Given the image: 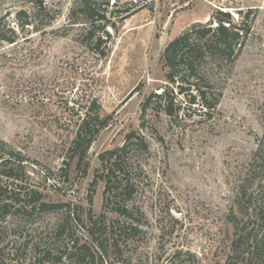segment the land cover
<instances>
[{
	"label": "rangeland",
	"instance_id": "rangeland-1",
	"mask_svg": "<svg viewBox=\"0 0 264 264\" xmlns=\"http://www.w3.org/2000/svg\"><path fill=\"white\" fill-rule=\"evenodd\" d=\"M42 1L40 10L0 0V26L18 35L0 43V139L24 158L23 181L14 183L58 208L0 221V264H76L67 257L73 246L86 252L81 264H242L255 254L264 264V0ZM85 1L105 27L88 23ZM21 10L31 26H19ZM217 10L251 21V32L226 64L221 92H211L219 96L211 116L186 105V92L177 118L144 112L146 98L166 85V46ZM96 112L106 123L79 163L70 144L84 114ZM131 131L149 145L133 199L139 232L114 238L116 251L106 233L98 251L87 216L118 219L102 209L98 156Z\"/></svg>",
	"mask_w": 264,
	"mask_h": 264
},
{
	"label": "trees",
	"instance_id": "trees-1",
	"mask_svg": "<svg viewBox=\"0 0 264 264\" xmlns=\"http://www.w3.org/2000/svg\"><path fill=\"white\" fill-rule=\"evenodd\" d=\"M29 2L35 4L34 7H39L40 10L44 8L42 0H29ZM81 6L88 23L92 24V21L97 19L102 27L107 25L108 20L105 16H96L86 1ZM16 16L21 28L31 26V19L26 11L21 10ZM240 17L239 12L238 19ZM5 25L6 23L0 26V43L14 44L18 35L10 27L5 30ZM250 32L251 21L249 23L244 20L235 21L228 12L219 10L213 14L209 22L193 25L183 32L164 49L166 85L158 90V93H152L146 98L143 111L156 110L166 117L177 118L182 108L178 97L186 92L189 93V101L186 105L200 106L202 108L200 114L211 116L219 98L211 92H221L219 81L224 76L223 70L226 64L232 65L241 54ZM105 38L109 39L107 33ZM96 43L106 45L107 42L98 38ZM104 54L103 50L99 52L101 56ZM193 93L196 96H193ZM153 104H157L158 108H153ZM93 106L99 109L96 103ZM105 123V119L101 118L98 112L93 119H89L87 114H84L70 144V151L74 155L80 152L79 163L84 160L93 138ZM142 155H149L148 142L138 132L131 131L126 134L120 146L104 151L98 156L99 168L96 171V179L104 182L102 209L118 218L107 224L104 214L97 218L91 214L87 216L84 227L88 236L96 243L98 251H101L103 247L101 238L106 233L111 235L112 250L116 251L118 245L114 238L134 236L133 234L139 232L141 222L133 215V211L138 210L133 205V199L142 181L140 180L143 174ZM23 163L24 158L20 156V153L10 150L8 145L0 139V221H5L9 216L16 214L20 219H25L33 213H49L58 208V205L41 201L38 192L26 190L15 184L16 181H23ZM2 178L5 179V184H1ZM121 220L124 222H120ZM65 224L66 222L57 225L55 230L57 235L63 233ZM82 247H72L71 256L67 255L69 261L74 260L76 264H81L80 257H85L86 253ZM50 254V251H45L41 259H48ZM255 256L256 261L253 256H249L242 258L241 263L262 264L260 257H257V254ZM57 260L61 261V258Z\"/></svg>",
	"mask_w": 264,
	"mask_h": 264
},
{
	"label": "built area",
	"instance_id": "built-area-1",
	"mask_svg": "<svg viewBox=\"0 0 264 264\" xmlns=\"http://www.w3.org/2000/svg\"><path fill=\"white\" fill-rule=\"evenodd\" d=\"M133 1H135V2H136L137 0H133Z\"/></svg>",
	"mask_w": 264,
	"mask_h": 264
}]
</instances>
